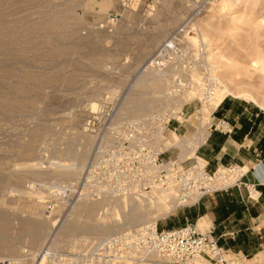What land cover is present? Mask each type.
Returning <instances> with one entry per match:
<instances>
[{"label": "rangeland", "instance_id": "obj_1", "mask_svg": "<svg viewBox=\"0 0 264 264\" xmlns=\"http://www.w3.org/2000/svg\"><path fill=\"white\" fill-rule=\"evenodd\" d=\"M198 2L0 0V264H176L130 245L151 222L195 221V206L165 215L147 199L157 195L141 184L155 151L135 119L149 104H200L206 77L212 99L264 114V0ZM174 32L191 86L166 100L168 83L147 64ZM108 156L109 196L92 182ZM225 167L214 184L235 187L240 171ZM244 256L264 264V250Z\"/></svg>", "mask_w": 264, "mask_h": 264}, {"label": "built area", "instance_id": "obj_2", "mask_svg": "<svg viewBox=\"0 0 264 264\" xmlns=\"http://www.w3.org/2000/svg\"><path fill=\"white\" fill-rule=\"evenodd\" d=\"M212 1L199 0V8ZM182 44V38L178 37V32H174L161 43L147 64L168 83L163 90L166 100L176 98L191 86L189 68L184 66L188 63V50L180 48ZM215 88V79L206 77L198 86L200 104L184 101L181 104L176 101L172 104H149L152 111L143 112L135 119L145 130L144 138L155 151L144 167L142 188L145 193L168 194L174 209L194 206L204 196L229 187L226 181L220 186L214 184L216 180L224 178L228 167L221 165L210 171L197 157V151L210 131L228 134L232 130L224 117H215L216 106L210 111V120L201 125L202 110ZM191 118L197 122L196 126L190 122ZM203 129L206 130L204 136ZM166 131L176 134L173 145H165ZM129 135L130 129L122 131V137L128 138ZM166 152L168 154L163 155ZM220 170L223 172L218 173ZM94 173L93 186L97 192L108 190L109 196V186L114 185L116 178L112 172L109 173V156L104 168ZM133 239L130 245L133 244L140 256H155L176 264H244L242 260L245 256L241 254L224 257L212 230H204L196 221L170 228H159L155 222H151L136 231Z\"/></svg>", "mask_w": 264, "mask_h": 264}, {"label": "crops", "instance_id": "obj_3", "mask_svg": "<svg viewBox=\"0 0 264 264\" xmlns=\"http://www.w3.org/2000/svg\"><path fill=\"white\" fill-rule=\"evenodd\" d=\"M223 98L216 102L214 114L224 117L232 130L210 131L197 157L209 170L230 166L240 175L235 187L204 196L190 217L204 230L211 229L223 250L247 256L264 250V114Z\"/></svg>", "mask_w": 264, "mask_h": 264}, {"label": "bare ground", "instance_id": "obj_4", "mask_svg": "<svg viewBox=\"0 0 264 264\" xmlns=\"http://www.w3.org/2000/svg\"><path fill=\"white\" fill-rule=\"evenodd\" d=\"M202 22V21H201ZM208 27V26H207ZM254 64V63H253ZM221 84H222V82H221ZM220 87H222V86H220ZM225 88V87H224ZM226 89V88H225ZM226 91V90H225ZM188 92H190V91H188ZM214 96V93H213V95L209 98V101H208V103H207V106L203 109L204 111H208V113H209V116H208V119L207 120H204V114H203V110H202V117H201V119H200V122H201V125L202 126H204L205 125V123L209 120V117H210V111L214 108L213 106H214V104L221 98H217V99H212V97ZM252 99H254V100H256L253 96H252ZM256 102H257V100H256ZM258 103V102H257ZM258 104H260L263 108H264V104H261L260 102L258 103ZM210 106L211 107H213V108H210ZM94 107H95V105H94ZM93 107V108H94ZM206 109V110H205ZM204 120V121H203ZM203 131V136L205 135V132H206V130L205 129H203L202 130ZM175 136H176V134L173 132V131H170V138H168V137H166L165 138V145H173L175 142L173 141V140H171V138H175ZM70 167H68V168H63V169H61V171H59L60 172V174H64V175H68V174H71V173H74V171L72 170L71 171V169H69ZM73 169H75V168H73ZM221 172H223V170H220V171H218V173H221ZM147 196H149V195H147ZM147 199L148 200H152V201H155V202H157L161 207H165L164 208V210H165V215H166V213H168V212H170V210H173L174 209V205L171 203V201H170V196L168 195V194H159V193H157V195H156V197H152V196H150V197H147Z\"/></svg>", "mask_w": 264, "mask_h": 264}]
</instances>
